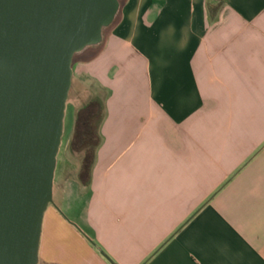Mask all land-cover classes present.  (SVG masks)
Instances as JSON below:
<instances>
[{
  "label": "crops",
  "instance_id": "crops-1",
  "mask_svg": "<svg viewBox=\"0 0 264 264\" xmlns=\"http://www.w3.org/2000/svg\"><path fill=\"white\" fill-rule=\"evenodd\" d=\"M78 55L100 144L87 185L57 157L39 264H264V0H119Z\"/></svg>",
  "mask_w": 264,
  "mask_h": 264
},
{
  "label": "water",
  "instance_id": "water-1",
  "mask_svg": "<svg viewBox=\"0 0 264 264\" xmlns=\"http://www.w3.org/2000/svg\"><path fill=\"white\" fill-rule=\"evenodd\" d=\"M119 0H0V264H39L75 55Z\"/></svg>",
  "mask_w": 264,
  "mask_h": 264
},
{
  "label": "trees",
  "instance_id": "trees-1",
  "mask_svg": "<svg viewBox=\"0 0 264 264\" xmlns=\"http://www.w3.org/2000/svg\"><path fill=\"white\" fill-rule=\"evenodd\" d=\"M209 1L216 6L221 4V0ZM103 113L104 106L97 98H94L92 104L85 106L76 113L69 151L81 155L79 179L83 185H87L90 182L95 150L100 144L99 124Z\"/></svg>",
  "mask_w": 264,
  "mask_h": 264
},
{
  "label": "rangeland",
  "instance_id": "rangeland-1",
  "mask_svg": "<svg viewBox=\"0 0 264 264\" xmlns=\"http://www.w3.org/2000/svg\"><path fill=\"white\" fill-rule=\"evenodd\" d=\"M82 58H83L82 55L77 54L74 56L73 61L78 62V60ZM94 98L95 97L92 95V93L89 90H86L77 81L73 82L72 80V84H71V88H70L69 96H68V101H67V106H66V111H65L63 136H62L61 146H60V150L58 154V158L60 161L59 164H65V163L66 164L67 163L76 164L78 165L79 171H80L81 155L77 153H71L69 151V144H70V140L72 138V134L74 130L77 111L84 108L85 106L89 104H92L94 102ZM103 118H104V113H103V117H101V120H100L99 129L103 121ZM99 137H100V134H99ZM96 150H95V154H96ZM49 206H51V204Z\"/></svg>",
  "mask_w": 264,
  "mask_h": 264
}]
</instances>
